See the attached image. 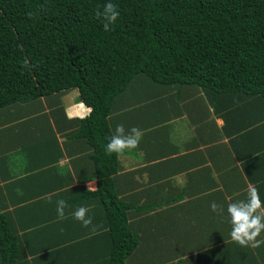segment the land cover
<instances>
[{"label": "crops", "instance_id": "crops-1", "mask_svg": "<svg viewBox=\"0 0 264 264\" xmlns=\"http://www.w3.org/2000/svg\"><path fill=\"white\" fill-rule=\"evenodd\" d=\"M89 112L76 88L0 109V213L17 264H108L94 148L78 121ZM263 113L256 99L145 76L116 97L110 177L139 240L127 262L264 264Z\"/></svg>", "mask_w": 264, "mask_h": 264}, {"label": "trees", "instance_id": "trees-1", "mask_svg": "<svg viewBox=\"0 0 264 264\" xmlns=\"http://www.w3.org/2000/svg\"><path fill=\"white\" fill-rule=\"evenodd\" d=\"M137 76L256 99L264 111V0H0V109L75 88L90 107L78 121L94 148L108 264H136L127 258L139 240L110 177L120 164L108 116ZM0 254L1 264L21 255L3 213Z\"/></svg>", "mask_w": 264, "mask_h": 264}]
</instances>
